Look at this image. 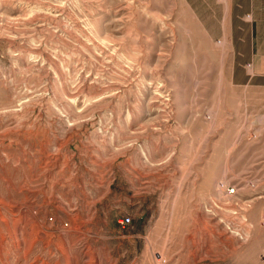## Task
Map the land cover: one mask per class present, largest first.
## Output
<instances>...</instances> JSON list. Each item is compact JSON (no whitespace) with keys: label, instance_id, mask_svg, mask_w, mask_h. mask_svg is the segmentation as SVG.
I'll use <instances>...</instances> for the list:
<instances>
[{"label":"rangeland","instance_id":"1","mask_svg":"<svg viewBox=\"0 0 264 264\" xmlns=\"http://www.w3.org/2000/svg\"><path fill=\"white\" fill-rule=\"evenodd\" d=\"M216 11L0 0V264H264V72Z\"/></svg>","mask_w":264,"mask_h":264},{"label":"crops","instance_id":"2","mask_svg":"<svg viewBox=\"0 0 264 264\" xmlns=\"http://www.w3.org/2000/svg\"><path fill=\"white\" fill-rule=\"evenodd\" d=\"M217 39L228 42L232 56L248 57L250 77L264 72L254 58L264 57V0H215Z\"/></svg>","mask_w":264,"mask_h":264},{"label":"built area","instance_id":"3","mask_svg":"<svg viewBox=\"0 0 264 264\" xmlns=\"http://www.w3.org/2000/svg\"><path fill=\"white\" fill-rule=\"evenodd\" d=\"M226 191H227V193H228L229 195H232V194L235 193L234 188L227 189ZM118 223H119V226H120L122 229H124V228H126V227L129 226V224H130V219H129V218H122L121 220L118 221Z\"/></svg>","mask_w":264,"mask_h":264}]
</instances>
